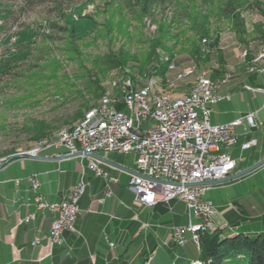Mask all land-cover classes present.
I'll list each match as a JSON object with an SVG mask.
<instances>
[{
	"label": "crops",
	"instance_id": "0c3cea01",
	"mask_svg": "<svg viewBox=\"0 0 264 264\" xmlns=\"http://www.w3.org/2000/svg\"><path fill=\"white\" fill-rule=\"evenodd\" d=\"M252 32L248 26L244 42L229 32L242 63L229 67L224 61L222 70H213L212 76L224 81V85L227 80L220 75L226 70L228 84H238L231 89L220 87L219 93L226 99L212 107V124L256 116V128L247 131L244 124L237 130L239 144L231 151L237 162L233 174L264 159V34L260 32L261 41L248 42ZM250 139H257L258 144L243 151L241 145ZM68 154L65 147H42L36 156L44 159L15 157L0 167V264H201L193 243L181 248L173 240V227L200 222L184 203L174 201L149 207L136 201L129 188L130 173L136 170L133 153H100L95 158L118 179L117 183L97 177L89 168L91 159L87 157L54 160ZM260 170L264 172V166L255 172ZM32 175L38 176L39 194L49 203L68 198L81 180L88 184L79 202L76 232L64 233L58 244L50 239L54 214L38 209L30 182ZM245 200L230 210L212 201L222 217L216 214L214 219L226 226V215L235 211L242 216L247 214L248 229L263 227L260 224H264V198ZM30 214L35 215V220L26 223ZM36 240L39 244L33 245Z\"/></svg>",
	"mask_w": 264,
	"mask_h": 264
},
{
	"label": "rangeland",
	"instance_id": "374dc122",
	"mask_svg": "<svg viewBox=\"0 0 264 264\" xmlns=\"http://www.w3.org/2000/svg\"><path fill=\"white\" fill-rule=\"evenodd\" d=\"M259 1L262 3L261 8L264 11V0ZM84 2L83 0H73L72 4L76 6L75 16L70 17L77 36L83 37L78 41L82 52L81 60H65L64 68L57 78H48L47 72L46 78L35 81L21 77L29 64H33L32 60L24 61L22 57L25 52L24 47L30 45L34 40L35 23L41 21L42 17L37 14H25L18 16L17 21L13 22L10 20L11 15L20 7L22 0H0V167L19 154L37 155L42 147L48 148L49 145H54L61 129L80 123L88 113L99 107L101 100L108 93L117 94L122 83L129 78L124 79L125 76L120 72L110 78L112 72L107 71L109 60H114L116 57L125 58L128 65L127 73L137 77L141 76L140 79L133 81H139L138 84L142 86L155 82L156 92L170 93L172 97L176 98L184 97L196 85V78L201 73H207L212 77L213 70H222L224 61H227L229 67H236L242 63L239 51L228 36L229 32L235 33L227 20L212 19L213 33L219 31L220 38H222L220 46L217 45L213 48L209 46L210 42H197L195 36L188 31L186 22L184 24L182 22V24L173 27L172 36L166 43V49L170 51L169 55H172V59H169L166 50L160 51L162 61H170L169 69L171 71L162 78L150 76V73H153L159 65V61L155 57H150L149 39L157 35L159 25L164 23L166 18L171 19L172 12H167L162 16L163 13L157 10L153 19H145L142 22L128 20V36H123L119 32L125 31L127 24L122 26L121 19L116 16L114 19L115 33L112 40L105 37L104 33H97L96 39H94L96 24L87 17L92 15L97 23H103L106 15H96L95 12L96 8L104 11L105 0ZM47 4L51 5V3ZM70 5L65 2L64 8L68 9ZM43 8L47 9L45 6ZM261 12L255 7L251 11L244 12L247 26L253 31L249 35L250 40L247 38L248 42L262 40L260 32L264 34V15L260 14ZM4 23L7 24V31L2 30ZM253 25L257 29H254ZM16 32L17 34H15ZM62 37V33L57 35L59 41L56 45L60 49L64 45ZM219 47L223 49L222 52ZM198 51L200 52L198 53ZM60 52V50H56L55 54L59 56ZM142 64L147 65V71L140 74L135 68H141ZM223 71L220 78L227 80L223 87L231 89L238 85L235 82L228 84L226 75L229 74V71ZM96 79L103 83L107 89L101 100L95 98L92 92L96 87ZM165 85L168 87L164 88ZM79 111L82 112L81 116H79ZM37 122L51 125L54 128L53 136L56 137L58 134L57 138L53 141L34 144L31 140L34 135L32 128ZM35 147L37 148L32 150ZM223 185L205 191L203 199L223 206L224 210H230L240 200L244 201L248 198L247 202H251L256 198L257 200L264 198V172L261 170L251 173L244 179L241 178L236 182ZM215 209L217 213L220 212L216 206ZM217 216L222 218L220 214ZM223 222L225 221L223 220ZM218 223L214 219L213 224L217 226L206 230L214 231L225 227L224 224L220 226ZM197 225H201V223H196L195 226ZM237 229L238 227H229L231 232H235ZM206 230L201 229L196 233L198 243L201 232H206ZM191 236L193 238V235ZM192 238H188L189 241H193ZM191 243L195 246V252L198 255V244L194 241ZM245 261L247 262L246 259H232L229 263L245 264Z\"/></svg>",
	"mask_w": 264,
	"mask_h": 264
},
{
	"label": "built area",
	"instance_id": "2783aa9c",
	"mask_svg": "<svg viewBox=\"0 0 264 264\" xmlns=\"http://www.w3.org/2000/svg\"><path fill=\"white\" fill-rule=\"evenodd\" d=\"M224 81L211 77L203 82L202 90H190L189 103L168 105L163 94L151 89L133 88L127 80V92L115 102L99 108V116H90V123L83 126L76 136L58 140L53 147H65L70 154L91 159L89 168L97 177L117 183L103 163L89 155L117 153L135 155L136 170L130 173L129 188L136 201L153 207L159 203L179 201L203 223V230L215 228L213 219L217 212L212 201L204 200L205 191L213 186L205 183L221 180L233 174L237 162L231 151L239 144L238 128L246 124L247 131L256 128L255 115L226 123L212 124V107L226 99L218 93ZM122 106L123 109H118ZM258 144L250 139L241 145L243 151ZM35 202L40 210L54 214L50 229L52 243L61 242L66 232H76L80 213L79 202L88 184L81 180L70 196L49 203L39 194L37 175L30 177ZM111 192H108L110 195ZM35 220L30 214L26 223ZM195 224L189 222L172 228L174 243L184 247L193 235L198 244ZM36 240L33 245L39 244Z\"/></svg>",
	"mask_w": 264,
	"mask_h": 264
},
{
	"label": "trees",
	"instance_id": "16d2710c",
	"mask_svg": "<svg viewBox=\"0 0 264 264\" xmlns=\"http://www.w3.org/2000/svg\"><path fill=\"white\" fill-rule=\"evenodd\" d=\"M83 1L89 2L90 0ZM65 2L71 4L68 7L69 11L64 8ZM47 3H51V5ZM72 3L73 0H22L20 7L13 11L10 18L13 22L17 21L18 16L25 14H37L42 17L41 21L35 23L36 32L34 33L33 42L23 49L25 52L22 60H32L33 64H29L21 77L26 80L38 81L41 78H46V73L48 72V78L54 79L63 70L65 60H81L82 52L78 41L83 37L77 36L76 30L70 22V17L74 15L76 9V6ZM43 6L47 9L43 8ZM261 6L262 3L259 0H105L104 11L96 8L95 12L96 15H106L104 22L97 23L92 15L87 18H91L96 24L93 34L94 39H96L97 33H104L105 37L112 40L115 33L114 19L116 16L121 19L120 24L122 26L127 24L125 31L119 32L123 36H128V20L142 22L145 19H153L157 10L163 13L162 16L166 15L167 12H172L171 19L168 20L166 18L165 22L159 25L157 35L149 39L150 57H155L159 61V65L154 69L153 73H150V76L162 78L171 70L169 69L170 61H162L160 51L166 50L169 59H172V55H169L170 51L166 49V43L172 36L171 30L175 25L186 22L188 31L195 36L197 42H210L209 46L213 48L220 44L221 33L219 31L213 33L212 19H224L230 23L231 29L238 40L244 42L245 36L248 34L244 12L251 11L255 7L262 11L260 14L264 15ZM4 24L2 30L7 31V24ZM254 29H257V27L254 26ZM60 33H62V39L64 40L62 49L56 45L57 41H59L57 35ZM56 50L61 51L59 56L55 54ZM127 68L128 65L125 58L116 57L114 60H109L107 71L112 72L110 78L120 72L125 76L123 77L124 79H140L141 76L137 77L131 73L128 74ZM146 68L147 65L142 64L141 68H135V70L142 74L147 71ZM95 84L96 87L92 92L95 98L101 100L107 89L97 79ZM167 87L168 85L164 86V88ZM118 109L122 110L123 107L118 106ZM81 115L82 112L79 111V116ZM32 129L34 135L31 140L34 144L55 140L62 130L54 137V128L45 122H37ZM231 214L226 215L228 224L225 227L214 231L206 230V232H201L198 243L199 248L195 244L199 250L197 260L201 264H230L229 262L232 259H246L247 262L245 261V264H264V224H260L263 227L251 230L247 228V214L242 216L235 211H232ZM229 227H238V229L235 232H231ZM189 242L193 241L190 240ZM175 246L177 245L175 244Z\"/></svg>",
	"mask_w": 264,
	"mask_h": 264
},
{
	"label": "bare ground",
	"instance_id": "6f19581e",
	"mask_svg": "<svg viewBox=\"0 0 264 264\" xmlns=\"http://www.w3.org/2000/svg\"><path fill=\"white\" fill-rule=\"evenodd\" d=\"M210 77L206 75V73H201L196 78V85L191 90H202L203 88V82L208 81ZM133 81L132 79H128ZM139 81H133V88L136 89H151L153 87V90H155V82L149 83L148 85L142 86L138 84ZM127 80L122 83L120 86V89L118 90V93H108L105 95V97L101 100V103L97 109H94L92 112L88 113L86 117L77 125L69 128V129H63L59 133L58 139L55 144L58 143V140H67V136H76V133H78L80 130H82L83 126L90 123V116H99V108L104 107L106 103L108 102H115L124 92H127ZM221 86H218V93ZM163 101L168 102V105H179L181 103H189V96L188 94L185 95L182 98H176L172 97L170 93L163 92ZM43 143V142H42ZM51 143V142H50ZM53 145V144H52ZM52 145H49L48 148H51ZM203 229V223L201 225L195 226V231H199Z\"/></svg>",
	"mask_w": 264,
	"mask_h": 264
},
{
	"label": "water",
	"instance_id": "95a60500",
	"mask_svg": "<svg viewBox=\"0 0 264 264\" xmlns=\"http://www.w3.org/2000/svg\"><path fill=\"white\" fill-rule=\"evenodd\" d=\"M81 153H77V154H68L65 156H60V157H56L54 158V160H59V159H65V158H69V157H75V156H80ZM91 158H97V156L95 155H89ZM17 158H33V159H44L42 157L36 156V155H30V154H19L17 156H15ZM10 161V160H9ZM9 161H7L6 163H4V165H6ZM264 166V159H262L261 161H259L257 164L253 165L252 167L238 172L236 174H233L227 178L221 179V180H217V181H212V182H207L205 183L206 186H221L223 184H227L229 182H233V181H237L243 177H246L248 175H250L251 173L255 172L256 170H258L259 168Z\"/></svg>",
	"mask_w": 264,
	"mask_h": 264
}]
</instances>
